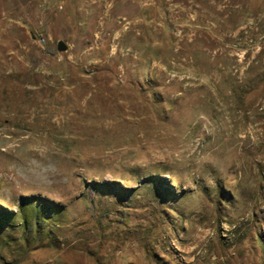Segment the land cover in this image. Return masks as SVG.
I'll list each match as a JSON object with an SVG mask.
<instances>
[{"label": "rangeland", "instance_id": "obj_1", "mask_svg": "<svg viewBox=\"0 0 264 264\" xmlns=\"http://www.w3.org/2000/svg\"><path fill=\"white\" fill-rule=\"evenodd\" d=\"M0 264H264V0H0Z\"/></svg>", "mask_w": 264, "mask_h": 264}, {"label": "water", "instance_id": "obj_2", "mask_svg": "<svg viewBox=\"0 0 264 264\" xmlns=\"http://www.w3.org/2000/svg\"><path fill=\"white\" fill-rule=\"evenodd\" d=\"M57 50L60 52L66 51L67 50V46L65 45V43L63 41H60L57 45Z\"/></svg>", "mask_w": 264, "mask_h": 264}, {"label": "built area", "instance_id": "obj_3", "mask_svg": "<svg viewBox=\"0 0 264 264\" xmlns=\"http://www.w3.org/2000/svg\"><path fill=\"white\" fill-rule=\"evenodd\" d=\"M42 41H44V39H42Z\"/></svg>", "mask_w": 264, "mask_h": 264}]
</instances>
